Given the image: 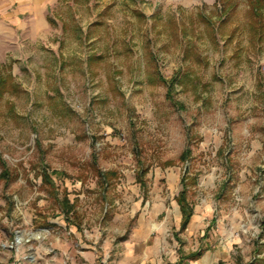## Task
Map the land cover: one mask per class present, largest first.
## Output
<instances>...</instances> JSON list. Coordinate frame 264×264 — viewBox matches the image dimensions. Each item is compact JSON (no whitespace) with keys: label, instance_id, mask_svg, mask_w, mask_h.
Segmentation results:
<instances>
[{"label":"rangeland","instance_id":"rangeland-1","mask_svg":"<svg viewBox=\"0 0 264 264\" xmlns=\"http://www.w3.org/2000/svg\"><path fill=\"white\" fill-rule=\"evenodd\" d=\"M214 1L0 0V264H71L58 222L115 240L162 222L184 172L206 236L237 241L225 264H264V32Z\"/></svg>","mask_w":264,"mask_h":264},{"label":"crops","instance_id":"crops-1","mask_svg":"<svg viewBox=\"0 0 264 264\" xmlns=\"http://www.w3.org/2000/svg\"><path fill=\"white\" fill-rule=\"evenodd\" d=\"M175 197L173 213L164 212L162 222L153 218L147 221L138 218L129 233L117 240L102 238L98 233H80L75 226L58 222L56 228L64 230V233L54 238V257L57 259L58 256L62 261L67 254L71 264H225L236 260L232 246L237 241L221 237L224 232H221L220 223L215 226L212 236H206V227L212 226L209 222H218L207 219V207L193 206L188 201L192 214L185 228L180 229L181 213ZM188 241L194 242L197 247L183 248L182 244ZM195 251H200L199 257L194 260L183 259L182 256Z\"/></svg>","mask_w":264,"mask_h":264},{"label":"trees","instance_id":"trees-1","mask_svg":"<svg viewBox=\"0 0 264 264\" xmlns=\"http://www.w3.org/2000/svg\"><path fill=\"white\" fill-rule=\"evenodd\" d=\"M226 1L228 0H215V6L220 5L219 13H224L226 11H229V9H226ZM236 1V0H234ZM245 4H246V16H247V26H248V34H249V42L250 43H255L257 41H259V39L261 38L263 32H264V0H244ZM236 4L233 3L231 4V9L235 6ZM137 16L141 15L139 13H136ZM200 18V16H199ZM204 21V20H203ZM12 79V75L10 73H8L5 76H0V92H2L5 89V86L7 84H9L10 88L9 89H13V84L11 82ZM161 82L163 84H166V87H170L171 86V82L172 80H170L169 82H165L164 80H161ZM11 83V84H10ZM190 155L189 150H185L182 154H181V159H186L188 158ZM108 173H103L101 174V181L102 183H104L105 186L108 185V182L110 180V177H107ZM146 174L145 170L140 171L139 174L137 175V181L140 185V188H144L145 184L143 182V177ZM0 179H7L5 172H2V174H0ZM43 180L46 183L51 184V181L47 178L44 177ZM196 184V175L194 176H187V173L184 172L181 176L180 179V186L181 189L178 192L177 196L175 197V201L179 207L180 213H181V222H180V229H184L186 224L188 223V220L192 214V208L187 200L186 197V190L188 188V186H194ZM64 204V207L69 205L68 200L66 199V196L63 197V200L61 201ZM69 207V208H68ZM67 207V210H65L67 213L70 212L71 210V205H69ZM200 255V251H195V252H190L183 257V259H187V260H194L197 257H199Z\"/></svg>","mask_w":264,"mask_h":264}]
</instances>
